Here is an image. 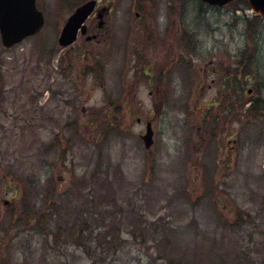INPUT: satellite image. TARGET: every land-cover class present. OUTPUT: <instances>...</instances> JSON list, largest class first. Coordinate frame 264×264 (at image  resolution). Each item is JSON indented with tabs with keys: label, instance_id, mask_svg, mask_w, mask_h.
Masks as SVG:
<instances>
[{
	"label": "rangeland",
	"instance_id": "374dc122",
	"mask_svg": "<svg viewBox=\"0 0 264 264\" xmlns=\"http://www.w3.org/2000/svg\"><path fill=\"white\" fill-rule=\"evenodd\" d=\"M86 1L0 42V264H264V17L97 0L96 46L60 47Z\"/></svg>",
	"mask_w": 264,
	"mask_h": 264
},
{
	"label": "water",
	"instance_id": "95a60500",
	"mask_svg": "<svg viewBox=\"0 0 264 264\" xmlns=\"http://www.w3.org/2000/svg\"><path fill=\"white\" fill-rule=\"evenodd\" d=\"M209 5L223 7L235 0H200ZM95 2L90 1L75 9L63 26L58 44L70 45L76 39V33L87 16L92 12ZM250 9L264 16V0H248ZM44 16L37 9L35 0H0V41L3 48L10 49L26 38L34 36L43 27ZM85 27L81 28V34ZM153 132L150 123L146 125L145 135L141 137L146 149L152 144Z\"/></svg>",
	"mask_w": 264,
	"mask_h": 264
},
{
	"label": "flooded vegetation",
	"instance_id": "af4514ba",
	"mask_svg": "<svg viewBox=\"0 0 264 264\" xmlns=\"http://www.w3.org/2000/svg\"><path fill=\"white\" fill-rule=\"evenodd\" d=\"M98 11H96L95 9V11L88 16V18L84 22L85 34L81 35L80 33H78L76 37V41L73 43V45L70 46V48L78 47L82 49L84 45L96 46V40L98 39L99 36H101V32H103L105 29V24H106L105 15L109 14L106 8H102L100 10L101 12ZM93 62H94L93 73L96 76V55L94 57ZM5 204H7V202Z\"/></svg>",
	"mask_w": 264,
	"mask_h": 264
},
{
	"label": "trees",
	"instance_id": "16d2710c",
	"mask_svg": "<svg viewBox=\"0 0 264 264\" xmlns=\"http://www.w3.org/2000/svg\"><path fill=\"white\" fill-rule=\"evenodd\" d=\"M251 103H252V104L249 105V106L251 107L250 109H252V110H253V109H257V105H256V107H255V105H253L254 103L252 102V100H251ZM248 109H249V108H248Z\"/></svg>",
	"mask_w": 264,
	"mask_h": 264
}]
</instances>
